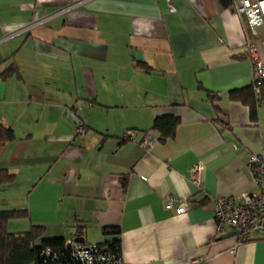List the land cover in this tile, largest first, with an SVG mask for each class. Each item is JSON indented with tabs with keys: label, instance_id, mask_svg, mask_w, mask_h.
I'll return each instance as SVG.
<instances>
[{
	"label": "crops",
	"instance_id": "crops-1",
	"mask_svg": "<svg viewBox=\"0 0 264 264\" xmlns=\"http://www.w3.org/2000/svg\"><path fill=\"white\" fill-rule=\"evenodd\" d=\"M220 1L0 0V123L16 137L0 210L66 240L117 228L124 264H264L263 239L216 236L215 200L254 192L249 156L264 154V102L252 121L228 98L251 84L246 43L264 61V25L250 35ZM165 115L174 138L142 148Z\"/></svg>",
	"mask_w": 264,
	"mask_h": 264
},
{
	"label": "trees",
	"instance_id": "trees-1",
	"mask_svg": "<svg viewBox=\"0 0 264 264\" xmlns=\"http://www.w3.org/2000/svg\"><path fill=\"white\" fill-rule=\"evenodd\" d=\"M220 3L223 8L233 10L232 0H221ZM13 70L14 68L10 67L2 73V76H7ZM228 98L246 106L250 119L256 121L258 105L264 102V81L259 85L251 81L249 86L232 89L228 92ZM208 99L215 104L220 100V97L216 93L209 92ZM215 108L219 113L220 108L217 106ZM179 123V118L170 115L156 117L151 124L150 131L157 135V142L164 143L174 138ZM15 140L13 130L0 123V146ZM14 178V174L5 168H0V189L11 184ZM25 218H29L26 210H0V264H80L72 259V246L67 244L68 240L63 237L47 236L45 227L42 225H31L25 232L12 233L8 231L9 222ZM102 233L107 237L111 236V238L99 243L78 242L103 247L104 252L116 257L117 261H114L113 264H124L119 230L106 227L102 229ZM76 238L83 240L82 228L76 229V233L70 241L75 242Z\"/></svg>",
	"mask_w": 264,
	"mask_h": 264
},
{
	"label": "built area",
	"instance_id": "built-area-1",
	"mask_svg": "<svg viewBox=\"0 0 264 264\" xmlns=\"http://www.w3.org/2000/svg\"><path fill=\"white\" fill-rule=\"evenodd\" d=\"M233 11L244 21L250 35H255L256 29L264 24V0H242L233 2ZM246 51L252 67V82L261 84L264 81V61L258 56L253 45L246 43ZM82 122L75 126L76 135L85 133ZM135 132L128 130L123 136L126 141H134ZM157 139L144 136L139 145L149 150ZM248 167L255 187L254 192H245L238 197H219L213 205L214 221L217 237H232L236 245L248 242L253 236L264 240V154L249 156ZM199 168H194L198 174ZM166 210H173L176 215L187 211L186 202L177 206L167 202ZM72 246V259L80 264H113L116 257L104 252L103 247L86 245L80 242L67 241ZM119 263V262H117Z\"/></svg>",
	"mask_w": 264,
	"mask_h": 264
},
{
	"label": "rangeland",
	"instance_id": "rangeland-1",
	"mask_svg": "<svg viewBox=\"0 0 264 264\" xmlns=\"http://www.w3.org/2000/svg\"><path fill=\"white\" fill-rule=\"evenodd\" d=\"M9 194H2L0 195V201L2 198H6V196H8ZM29 219L27 220H22V219H19V220H15V221H12L10 222V229L13 230V232H22L24 230H27L30 228V225H29Z\"/></svg>",
	"mask_w": 264,
	"mask_h": 264
},
{
	"label": "water",
	"instance_id": "water-1",
	"mask_svg": "<svg viewBox=\"0 0 264 264\" xmlns=\"http://www.w3.org/2000/svg\"><path fill=\"white\" fill-rule=\"evenodd\" d=\"M76 241L78 242V241H83V240H82V239L80 240V239H77V238H76Z\"/></svg>",
	"mask_w": 264,
	"mask_h": 264
}]
</instances>
